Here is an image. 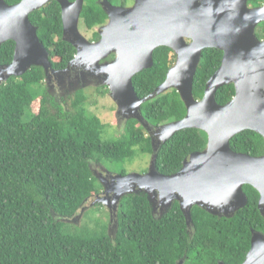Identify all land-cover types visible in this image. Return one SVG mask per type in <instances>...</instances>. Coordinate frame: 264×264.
<instances>
[{
	"label": "trees",
	"instance_id": "obj_1",
	"mask_svg": "<svg viewBox=\"0 0 264 264\" xmlns=\"http://www.w3.org/2000/svg\"><path fill=\"white\" fill-rule=\"evenodd\" d=\"M5 1L14 5L21 0ZM99 1L85 2L81 19L88 30L108 20ZM263 4L264 0L249 1L251 7ZM30 18L50 53L53 68H66L77 50L63 39L60 4L52 1ZM256 34L264 40V22ZM15 46L8 41L0 47V66L12 63ZM222 59L221 50L203 51L194 79L196 100L204 98L206 85ZM175 60L168 47L155 51L153 67L133 78L140 99L166 81ZM45 79L44 69L33 67L0 86V264H177L183 258L185 264L244 263L251 249L252 230L264 235L260 194L249 185L244 186L247 206L231 218L195 206L191 230L179 202L160 217L153 214L145 195L136 194L125 196L120 203L114 239L105 222L97 231L68 229L62 220L74 218L84 203L101 191L92 164H124L139 154L152 156V140L138 121L130 120L113 140L105 141V125L89 112L86 91H77L69 110H64L49 93ZM98 91L103 96L109 89L105 86ZM235 94V86L226 85L218 90L217 103L224 106ZM141 112L155 127L187 115L175 89L146 101ZM207 144L203 131H179L160 147L158 172L177 174L184 162L204 151ZM231 147L236 153L264 156V138L251 130L236 135Z\"/></svg>",
	"mask_w": 264,
	"mask_h": 264
},
{
	"label": "water",
	"instance_id": "obj_2",
	"mask_svg": "<svg viewBox=\"0 0 264 264\" xmlns=\"http://www.w3.org/2000/svg\"><path fill=\"white\" fill-rule=\"evenodd\" d=\"M52 1L62 9L64 41L77 50L70 66L85 67L87 78L109 88L118 106L117 115L138 121L151 134L149 170L145 174L108 173L102 182L104 196L93 197L91 204L113 203L112 219L115 217L118 225V206L126 194L145 195L152 210L158 205L164 215L179 202L191 230L195 206L214 216L231 218L247 206L244 186L249 185L260 194L258 207L264 216V156L236 153L231 147V140L247 130L264 138V40L256 34L264 22V4L251 7L250 0H135L133 7L123 8L103 2L109 21L102 28L101 40L91 43L79 28L86 0H21L14 5L0 0V47L8 41L16 45L12 63L0 66V86L12 77L24 76L33 67L43 68L46 79L57 73L30 18ZM161 47L170 48L176 62L166 81L140 99L133 78L153 67L154 53ZM206 49L221 50L223 59L206 85L204 98L196 100L194 79ZM112 55L116 56L114 61L102 63ZM230 84L236 94L221 106L217 92ZM171 89L181 96L187 115L154 131L143 117L141 106ZM185 129L205 132L206 149L192 154L177 174H160V147ZM177 264H184V260ZM243 264H264L262 233L252 230L251 249Z\"/></svg>",
	"mask_w": 264,
	"mask_h": 264
},
{
	"label": "rangeland",
	"instance_id": "obj_3",
	"mask_svg": "<svg viewBox=\"0 0 264 264\" xmlns=\"http://www.w3.org/2000/svg\"><path fill=\"white\" fill-rule=\"evenodd\" d=\"M79 28L81 33L86 38L91 37V35L94 32L92 30H88L87 27L84 25L83 21L80 22ZM52 79H54L53 82H55L54 76H52ZM47 83L48 82H46V86L48 89L49 87ZM68 83L69 82H67V84ZM71 84L73 88L70 89L64 88L61 90L60 96L58 98L55 97L57 103H59L60 106L64 108V110H69L70 102L71 99L74 97V93L78 89L84 88L89 98L87 104V108L89 112L93 115L98 116L105 125L104 135H103L104 140L105 141L113 140L123 130L124 126L123 124L118 123V119L116 116L118 111V106L117 103L112 98V96L108 93L101 96L98 91L99 88H96L99 86L97 85V82L95 80L88 79V81L71 83ZM33 108L34 110H36V104L33 105ZM145 130L147 131L148 134H150V132L146 128ZM151 157L152 156L149 155L139 154L134 160L124 164L104 163L99 166L93 163L92 169L93 172L95 173V176L98 178L100 184L102 185V188H104V185L102 184L103 181L99 178L98 175H96L98 172H101L104 169H106L108 172L114 175H122V173H126L127 175L133 173L145 174L149 170ZM103 192H105V188L103 189ZM92 202H94V198L90 199L83 207L84 210L83 211L80 210V212L74 218L67 219L65 221L62 220L63 222L69 225L67 227L68 229L77 232L88 231L89 229L91 231H97L99 230V227H101V225L103 226L104 222L107 225L110 224L111 216L108 210L104 206H102V204L92 205L91 204ZM118 208H120V204ZM98 221L100 226L98 225Z\"/></svg>",
	"mask_w": 264,
	"mask_h": 264
},
{
	"label": "flooded vegetation",
	"instance_id": "obj_4",
	"mask_svg": "<svg viewBox=\"0 0 264 264\" xmlns=\"http://www.w3.org/2000/svg\"><path fill=\"white\" fill-rule=\"evenodd\" d=\"M74 1H71V2H74ZM103 2H109V1L108 0H100L99 1V5L102 8H103V6H102ZM135 2H136L135 0H118L116 2H109V3H111L112 5L117 6V7L129 8V7H133L135 5ZM103 10H104V8H103ZM81 21H82V19H80V22ZM108 21H109V19L107 20V22L104 25H100V26L96 27L95 29H93L92 31H94V32L91 35V37H88L87 38L88 41H90L91 43H98L101 40V31H102V28L108 24ZM79 27H80V24H79ZM97 34H98V37H97ZM174 55H175V53H174ZM115 58H116V56L115 55H112L108 59L104 60L102 63L112 62V61L115 60ZM71 62L64 69H54L53 68V70L57 71V73L56 74L51 73L50 79H45V82H48L47 85L49 87L48 88L49 93L52 94L53 96H55L56 98H58L60 96V94H61L60 92H61L62 89H64V88L65 89H67V88H69V89L70 88H73L71 83L84 82V81H88V79H89V78H87L85 76V75H87L85 73L86 72L85 71V67H76V65H71L70 66ZM175 62H176V60H175ZM52 76H54L55 82H53L54 79H52ZM67 82H69V83L67 84ZM101 87H105V86H99V87H96V88H99L100 89ZM79 90H85V89L84 88H80L77 91H79ZM108 94H110V93L108 92ZM116 116H117V119H118V123L119 124H123V126L129 121V120L123 119L122 116H118L117 114H116ZM151 127H152V130L155 131L156 127L153 126V125ZM148 135L151 137V134H148ZM94 164H97L99 166L101 165L99 163H94ZM108 173L110 175H114V174H111L110 172H108L106 169H104L101 172H98L96 175H98L99 178L103 181L105 179V177L107 176ZM103 189L104 188H102V185H101V191H100V193H98L97 195L94 196L95 199L97 197H103L104 196L105 192H103ZM157 200H159V199H157ZM102 206H104L108 210V212H109V214L111 216L110 217L111 218L110 224L108 225V234H109V236L111 238L114 239L116 237V233H117V229H118V225L116 224V219H114V218L112 219V216H114L113 214L115 213V205L113 203H110L108 205H103L102 204ZM152 212H154L153 213L154 215H160V217H162L164 215L163 212H162V209L158 205L155 208H153ZM182 260H184V264H185L186 259L183 258Z\"/></svg>",
	"mask_w": 264,
	"mask_h": 264
}]
</instances>
